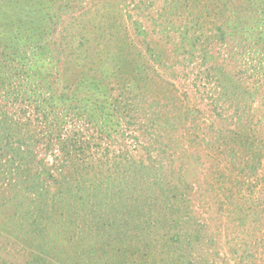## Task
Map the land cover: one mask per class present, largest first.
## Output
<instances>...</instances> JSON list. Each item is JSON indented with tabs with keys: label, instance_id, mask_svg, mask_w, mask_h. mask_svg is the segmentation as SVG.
Instances as JSON below:
<instances>
[{
	"label": "trees",
	"instance_id": "16d2710c",
	"mask_svg": "<svg viewBox=\"0 0 264 264\" xmlns=\"http://www.w3.org/2000/svg\"><path fill=\"white\" fill-rule=\"evenodd\" d=\"M165 2L174 18L154 22L186 87L181 77L168 80V49L155 50L133 16L151 2L0 0V180L21 182L31 195L36 212L24 208L18 216L30 218L39 235L42 212L50 220L61 199L73 200L65 211L87 209L73 252L51 257L37 243L26 264L199 263L188 251L202 239L191 206L197 187L174 168L176 146L165 137L176 126L184 138L209 128L206 145L226 155L207 171L228 212L239 209L226 194L235 181L250 190L258 176L264 51L247 70L229 44L241 30L264 46V0ZM113 143L122 146L110 152Z\"/></svg>",
	"mask_w": 264,
	"mask_h": 264
},
{
	"label": "rangeland",
	"instance_id": "374dc122",
	"mask_svg": "<svg viewBox=\"0 0 264 264\" xmlns=\"http://www.w3.org/2000/svg\"><path fill=\"white\" fill-rule=\"evenodd\" d=\"M142 1H144V4L151 2L153 6L151 5L149 11L144 10L145 13L142 15L132 11L133 16L139 17L141 23L150 33L148 37L152 38L155 50L159 52V49H168L163 53V56L168 57L167 66L165 67L167 78L170 81L176 80V78L181 77L183 67L176 62L177 57H173L175 54L170 51L171 44L164 43L161 33L158 32L160 27L156 25V23H160L162 16L166 15L168 19H170L169 17L174 18V15L171 14L173 10L165 0H131L132 3ZM94 2L98 5L110 3L119 7L126 4V0H87V4L89 3L90 6H94ZM243 7H246V3H243ZM165 19L163 18V22H165ZM129 31L133 35L131 25H129ZM172 39L171 36L170 42L173 41ZM229 47L235 53L241 52L242 59L246 63L243 64L238 56V66L243 65L245 68L250 66L247 70L258 66L259 58H263L264 46L261 43L255 44L253 40L245 38L241 30L235 33V38L230 41ZM171 67L173 69L169 70ZM174 76L175 79H173ZM256 79L257 76L253 75L249 80L254 88L258 87ZM181 80L183 86L186 87L184 85L186 80L183 77H181ZM159 89H157L158 92ZM263 91L264 86H261L260 92ZM168 94L170 95L169 92ZM168 107H171V105ZM232 113H234V110H232ZM183 132H185V129L176 126L165 137L167 140L170 139L172 145L176 146L172 161L174 168L177 172L183 170L185 178L197 187L196 192L193 194V205L191 206L196 221L203 222L202 239L193 246L189 245L188 251L200 255L198 257L199 263L196 261L197 264H264V158L258 170V176L250 190L245 189L241 183L235 181L234 186L226 192L230 195L232 204H239L237 211L228 212L227 209H224L226 197H224L222 190H219L218 184L209 185L211 179L208 173L213 164L223 162L226 155L220 148L215 147L212 149L206 145L205 140L210 133L209 128L205 129L206 134L204 132L199 133L198 129H195V133L191 137L185 135V138ZM260 132L264 137V125L260 128ZM121 139H123L126 148V135ZM184 140H187V142L184 143ZM113 144L115 147L111 144L112 150L110 152L122 146L119 143ZM183 144H186L187 152L182 154ZM23 192L24 187L21 182L13 180L10 184H6L0 180V264H26L31 246L38 245L37 243H42V247L51 257L54 255L59 256L65 251L73 252L80 238L79 226L87 222L81 212L87 211V209L83 208L75 214V210L65 211L67 202L72 203L73 200L71 198L61 199L57 206L51 209L50 220L47 217L49 215L42 212L45 233L39 235L33 229L34 226L31 224L30 218L26 220L23 216H18V212L20 210L24 211V208L29 212H36L37 208L35 201L31 199V195L27 196V193L25 195ZM88 199L91 200V198ZM39 201H41V198L37 200V202ZM89 201H86L85 206ZM62 204H64V207L60 208ZM251 204L253 205L252 209L248 207ZM65 214L71 215L65 216ZM71 216H73V222L68 220ZM22 219H24L23 222H21ZM25 241L27 243L23 245ZM215 252L218 253V256ZM63 258H68V261H70L71 256L64 254Z\"/></svg>",
	"mask_w": 264,
	"mask_h": 264
}]
</instances>
